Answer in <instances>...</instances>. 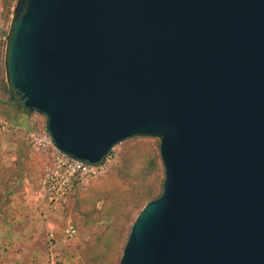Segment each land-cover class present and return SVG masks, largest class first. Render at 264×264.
<instances>
[{
	"label": "water",
	"instance_id": "95a60500",
	"mask_svg": "<svg viewBox=\"0 0 264 264\" xmlns=\"http://www.w3.org/2000/svg\"><path fill=\"white\" fill-rule=\"evenodd\" d=\"M4 65L72 160L159 141L118 264H264V0H17Z\"/></svg>",
	"mask_w": 264,
	"mask_h": 264
},
{
	"label": "rangeland",
	"instance_id": "374dc122",
	"mask_svg": "<svg viewBox=\"0 0 264 264\" xmlns=\"http://www.w3.org/2000/svg\"><path fill=\"white\" fill-rule=\"evenodd\" d=\"M16 2L0 0V224L32 221L30 227L17 229H28L43 244L44 264H118L131 224L161 190L159 141L136 137L115 146L103 175L70 179L61 208L49 195L40 197L48 174L56 189L62 187L63 171L55 163L45 116L30 112L21 117L8 102L4 57ZM41 138L48 142L45 147L37 144ZM68 224L74 227L73 238L65 236Z\"/></svg>",
	"mask_w": 264,
	"mask_h": 264
},
{
	"label": "built area",
	"instance_id": "2783aa9c",
	"mask_svg": "<svg viewBox=\"0 0 264 264\" xmlns=\"http://www.w3.org/2000/svg\"><path fill=\"white\" fill-rule=\"evenodd\" d=\"M49 139H50L49 143L51 142L52 144L50 136H49ZM37 144L40 147H45L48 144V142L45 139L41 138L38 140ZM108 158H109V155L99 165H89V164H84V163L72 160L62 155L55 149V163L63 171V174L61 176L62 187L59 189H56V187L52 183L53 176L48 174L41 183V189L38 195L42 198H45V196L49 195L50 202L53 205H55V207L57 206L61 208L64 204V201L67 195L66 187L70 179L74 178L75 176H79L85 179L86 181V180L93 179V178L103 175L106 170L105 164ZM74 235H75L74 227L68 224L65 229L66 238H73ZM50 264H57V263L54 260H51Z\"/></svg>",
	"mask_w": 264,
	"mask_h": 264
},
{
	"label": "crops",
	"instance_id": "0c3cea01",
	"mask_svg": "<svg viewBox=\"0 0 264 264\" xmlns=\"http://www.w3.org/2000/svg\"><path fill=\"white\" fill-rule=\"evenodd\" d=\"M8 222V226L0 224V264H44L43 244L37 243L36 235L28 234V229L24 233L17 229V226L30 227L33 222L16 223V219Z\"/></svg>",
	"mask_w": 264,
	"mask_h": 264
},
{
	"label": "trees",
	"instance_id": "16d2710c",
	"mask_svg": "<svg viewBox=\"0 0 264 264\" xmlns=\"http://www.w3.org/2000/svg\"><path fill=\"white\" fill-rule=\"evenodd\" d=\"M7 88H8V86H7ZM7 92H8V98H9V100H8L9 104H11L15 108V110L17 111V114L19 116L26 117L30 112L24 109L20 98L10 88L7 89ZM162 184H161L160 192L155 197H153L152 200L156 199L161 194ZM116 236H117L116 237L117 239L120 237V230L119 229H116Z\"/></svg>",
	"mask_w": 264,
	"mask_h": 264
}]
</instances>
